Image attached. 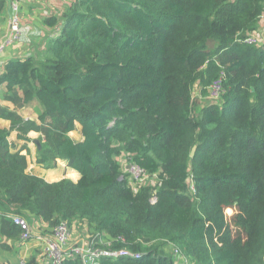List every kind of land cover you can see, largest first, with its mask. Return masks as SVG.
<instances>
[{
	"label": "trees",
	"instance_id": "16d2710c",
	"mask_svg": "<svg viewBox=\"0 0 264 264\" xmlns=\"http://www.w3.org/2000/svg\"><path fill=\"white\" fill-rule=\"evenodd\" d=\"M263 16L264 0H73L47 17L56 34L0 74V240L22 239L15 216L64 220L86 224L93 249L140 256L68 249L60 264H264ZM34 100L36 118L21 116ZM11 131L38 132L37 164L65 160L79 179L26 172ZM120 155L154 184L133 190ZM26 264L54 263L39 248Z\"/></svg>",
	"mask_w": 264,
	"mask_h": 264
},
{
	"label": "crops",
	"instance_id": "0c3cea01",
	"mask_svg": "<svg viewBox=\"0 0 264 264\" xmlns=\"http://www.w3.org/2000/svg\"><path fill=\"white\" fill-rule=\"evenodd\" d=\"M19 7L20 21L31 27L32 34L28 42H15L7 45L0 52V74L4 71V65L8 59L23 58L28 55H36L45 46L47 39L55 35V28L49 27L45 19L50 16L59 15L63 12L73 0H17ZM12 0H0V42L5 37L9 27V14ZM5 90V85L0 84V104L12 107L11 104L1 97V93ZM35 101V100H34ZM18 108V113L24 118L34 119L37 116L38 105L35 101ZM29 108V112L26 110ZM36 110V112L34 111ZM0 126L8 128L10 121L0 119ZM78 130L79 133H73ZM75 141L82 139L81 126L79 122H75V129L69 133ZM29 141L19 139L15 131H11L8 135V142L12 150H21L26 154L27 168L26 172L37 175L48 182L58 181L62 178H69L76 182L80 174L78 171L67 166L65 160L58 159L56 165L52 168H43L36 162V153L38 146L34 143V139L38 140L39 133L30 131L28 134ZM26 147V148H25ZM28 150V151H27ZM28 222V221H27ZM31 230L30 238L22 240H13L4 237L0 240V264H26L30 257H36L39 248L43 247L46 237H52V227L41 219L31 218L29 220ZM88 227L83 223H72L70 225V238L66 249L71 247H83L86 244ZM105 240L104 238H101ZM40 263H43L45 257L41 254L38 256Z\"/></svg>",
	"mask_w": 264,
	"mask_h": 264
},
{
	"label": "built area",
	"instance_id": "2783aa9c",
	"mask_svg": "<svg viewBox=\"0 0 264 264\" xmlns=\"http://www.w3.org/2000/svg\"><path fill=\"white\" fill-rule=\"evenodd\" d=\"M264 18V16H263ZM32 34L31 27L28 24H23L20 21V15H19V7H18V1L12 0L11 6H10V14H9V27L8 31L3 38V40L0 42V52L9 44L15 43V42H28L30 35ZM259 38L258 34H251L249 36H246L244 38V42L248 44H259ZM221 80L222 76H220L218 79L214 80L212 84L210 85V97L217 98L221 94ZM138 170H140L138 167H134ZM141 171V170H140ZM14 223L19 225L23 232H22V240L30 238V227L28 222L22 218L15 216L13 218ZM52 237H46L44 239L43 247L41 248L43 253L46 254L48 258L52 260V263L54 264H60V259L64 252H66L68 249L70 252H79L82 255V258L85 259V254L89 253L87 256V260L92 259V257H97L99 255H107V256H117V255H123L128 254L132 255V257H139V253H131L128 252L126 249H119V250H110V249H93L92 245H95L96 241L90 242L88 239L86 241V244L83 247H71L66 249V246L68 244L69 238H70V225L66 221H60L58 222L53 228H52ZM99 242L103 243L106 240L98 239ZM65 246V247H63ZM180 253L178 252V257H180ZM181 259V258H178ZM183 261V259H181ZM183 264H189L188 261L184 260Z\"/></svg>",
	"mask_w": 264,
	"mask_h": 264
},
{
	"label": "rangeland",
	"instance_id": "374dc122",
	"mask_svg": "<svg viewBox=\"0 0 264 264\" xmlns=\"http://www.w3.org/2000/svg\"><path fill=\"white\" fill-rule=\"evenodd\" d=\"M193 96L195 99L198 98L199 103L202 102H207L209 101V99H207L209 96L207 95L205 98H201L200 94H199V90L196 88H194V91L192 92ZM207 99V100H206ZM35 104V101L33 103V105ZM38 105V104H37ZM200 109V105H196L194 107V111L197 113ZM29 108L26 110V112H29ZM34 111L36 112V110L34 109ZM77 133H79L78 130H75ZM123 155V154H122ZM122 155H120L118 157V161L122 167V171L123 173L128 172L129 174H127V179L129 181V185L133 190H136L140 185L143 184H154V182L156 181V178L154 176H149V178L146 176L145 173H143L142 171L134 168L135 166L131 165L130 163L126 162V159L122 157ZM226 214L227 215H231L234 210L231 208H227L226 209ZM43 243V241H40V243ZM79 247V246H78Z\"/></svg>",
	"mask_w": 264,
	"mask_h": 264
},
{
	"label": "water",
	"instance_id": "95a60500",
	"mask_svg": "<svg viewBox=\"0 0 264 264\" xmlns=\"http://www.w3.org/2000/svg\"><path fill=\"white\" fill-rule=\"evenodd\" d=\"M34 143L38 146V149H39L40 148V142H39V140L34 139ZM194 150H195V146H193L192 149H191V151H190V154L191 155H193Z\"/></svg>",
	"mask_w": 264,
	"mask_h": 264
},
{
	"label": "clouds",
	"instance_id": "9594fccd",
	"mask_svg": "<svg viewBox=\"0 0 264 264\" xmlns=\"http://www.w3.org/2000/svg\"><path fill=\"white\" fill-rule=\"evenodd\" d=\"M57 29H55V31H56Z\"/></svg>",
	"mask_w": 264,
	"mask_h": 264
}]
</instances>
